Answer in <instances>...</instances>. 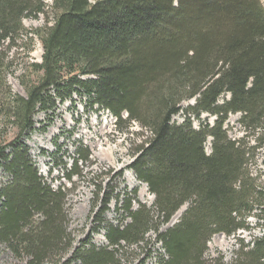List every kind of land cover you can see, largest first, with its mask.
<instances>
[{"label": "trees", "instance_id": "1", "mask_svg": "<svg viewBox=\"0 0 264 264\" xmlns=\"http://www.w3.org/2000/svg\"><path fill=\"white\" fill-rule=\"evenodd\" d=\"M47 6L44 0H0V51L21 39L22 20L48 7L54 14L52 26L24 36L37 37L42 47L41 63L30 65L36 81L24 86V95L8 88L7 64L0 59V119L19 132L0 145V168L8 178L0 186V246L26 264H114L122 244L141 243L153 231L163 253L158 264H223L205 261L211 237H233L250 230L249 219L264 220V180L249 171L264 148L260 1L52 0ZM74 96L149 133L130 170L153 204L149 210L137 203L134 210L133 199L117 197V216L128 222L103 226L106 247L85 241L72 251L68 189L42 179L19 138L33 129L36 111L46 113ZM234 114L243 133L236 139L225 128ZM176 115L180 123L171 121ZM84 151L63 177L69 184L89 160ZM184 205L179 221L164 232L149 227L150 213L166 224ZM235 241L230 264H264V237L247 245Z\"/></svg>", "mask_w": 264, "mask_h": 264}, {"label": "rangeland", "instance_id": "2", "mask_svg": "<svg viewBox=\"0 0 264 264\" xmlns=\"http://www.w3.org/2000/svg\"><path fill=\"white\" fill-rule=\"evenodd\" d=\"M98 1L102 0H88L90 4ZM259 1L264 8V0ZM44 3L50 6L52 0H44ZM45 12L36 18L22 20L21 39L16 41L15 47L7 49V44L1 47L3 55H0V59L3 58V62L7 64L5 80L13 94L24 95V86H30L36 81L37 76L31 74L30 65L41 63V43L37 37L29 41L24 39V36L30 31L41 32L45 27L52 26L54 14L49 7ZM70 99L71 101L57 103L46 113L36 111L33 129L21 134L19 140L28 147V153L42 179L52 187L63 184L68 189L65 204L69 219L68 231L74 240L72 251L85 241H89L96 248H102L107 246L103 226L124 225L128 222L124 215L117 216L119 201L133 199L131 202L134 210L137 203L149 210L152 209V195L130 170L137 148L142 140L150 135L136 124L126 125L125 117L118 123L107 111H100L97 106H93L87 98L74 96ZM188 104L192 102H185L181 107L184 108ZM239 117V114L229 115L225 123L228 136L232 139L240 138L243 134L237 124ZM201 118L208 123L213 121L212 117L207 115H202ZM180 119L181 116L176 115L171 121L180 123ZM193 124L197 128V122L194 121ZM17 135H19L17 129L0 119V145L11 143ZM209 144L210 139L204 145L206 154L210 152ZM84 150L90 154L89 160L81 166L83 172L80 178H74L72 184H69L63 177L68 173L70 164L78 157L77 153L84 154ZM253 157L249 171L253 177L261 175L262 181L264 148L259 149ZM6 179L7 176L0 168V186L7 181ZM105 198L109 200L108 204L103 206ZM182 208H187V205ZM181 212L178 215L175 212L166 224H161L155 212L150 213L149 218L152 222L149 227H156L160 232H164L179 221ZM263 221L249 219L247 224L250 230L238 231L233 237L223 234L212 236L207 243L205 261L221 259L223 264L232 263L234 253L239 247L236 238L242 240L245 245L254 239L263 238ZM155 239L156 234L150 231L141 243L130 246L122 244L114 264H158L159 255L163 253ZM0 264L26 263L25 260L14 259L6 246L1 245Z\"/></svg>", "mask_w": 264, "mask_h": 264}, {"label": "water", "instance_id": "3", "mask_svg": "<svg viewBox=\"0 0 264 264\" xmlns=\"http://www.w3.org/2000/svg\"><path fill=\"white\" fill-rule=\"evenodd\" d=\"M180 209H181V208H180ZM181 210H183V212H184L186 209H185V208H184V209L182 208ZM181 210H180V212H181ZM181 213H182V212H181Z\"/></svg>", "mask_w": 264, "mask_h": 264}, {"label": "bare ground", "instance_id": "4", "mask_svg": "<svg viewBox=\"0 0 264 264\" xmlns=\"http://www.w3.org/2000/svg\"><path fill=\"white\" fill-rule=\"evenodd\" d=\"M178 214H180V212H177V214H176V215H178Z\"/></svg>", "mask_w": 264, "mask_h": 264}]
</instances>
